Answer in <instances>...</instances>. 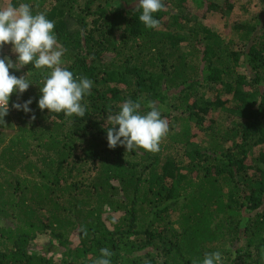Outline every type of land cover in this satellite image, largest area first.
Here are the masks:
<instances>
[{
  "label": "trees",
  "instance_id": "1",
  "mask_svg": "<svg viewBox=\"0 0 264 264\" xmlns=\"http://www.w3.org/2000/svg\"><path fill=\"white\" fill-rule=\"evenodd\" d=\"M235 1L162 0L149 29L138 0H0L44 13L60 66L93 82L67 117L38 107L52 69L9 70L30 86L0 117V264H264V9L208 22ZM128 99L167 120L159 151L108 147Z\"/></svg>",
  "mask_w": 264,
  "mask_h": 264
},
{
  "label": "clouds",
  "instance_id": "2",
  "mask_svg": "<svg viewBox=\"0 0 264 264\" xmlns=\"http://www.w3.org/2000/svg\"><path fill=\"white\" fill-rule=\"evenodd\" d=\"M164 7L162 0H138L136 10L142 9L139 20L149 29L159 26V21L153 14ZM55 25L46 18L44 13L32 12L31 6L26 3L14 7L8 4L0 8V49L5 44L12 45L11 51L17 54L16 61L11 57L0 58V117L9 112V98L14 92L23 94L30 86L25 76L17 78L10 74V69L19 70L23 66L33 64L36 69L47 67L52 69L40 88L42 93L38 107L48 109L50 113H61L72 117L74 114L83 117L86 106L82 105L86 94H90L93 82L87 78H74L73 73L62 68L61 57L64 50L57 47L56 36L53 34ZM28 74V73H27ZM32 99L23 104L12 105L17 110L30 112ZM151 110L140 114L141 102L126 100L116 114L106 117L107 141L110 149L118 145L125 147L127 152L141 148L150 152L159 151L161 139L168 132L167 120L161 118V113L154 104L147 105ZM32 119H35L33 115ZM117 125L119 126L117 130ZM101 258L95 264H111L112 256L107 248H102ZM221 253H205L202 262L194 264H220Z\"/></svg>",
  "mask_w": 264,
  "mask_h": 264
},
{
  "label": "rangeland",
  "instance_id": "3",
  "mask_svg": "<svg viewBox=\"0 0 264 264\" xmlns=\"http://www.w3.org/2000/svg\"><path fill=\"white\" fill-rule=\"evenodd\" d=\"M2 2H8V0H2ZM244 3H245V0H236L234 9L230 12V14H225L224 12L225 8L222 10V12H217L212 15L209 14L210 16H209L208 22L215 24L218 31H224L227 20H230V21L241 20V19H244L245 17L252 16V13H256L258 11L260 12L261 9H264V7L260 6L256 2L255 4L253 3L251 5V10L249 11V13H245L241 7L244 5Z\"/></svg>",
  "mask_w": 264,
  "mask_h": 264
}]
</instances>
